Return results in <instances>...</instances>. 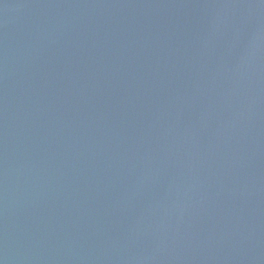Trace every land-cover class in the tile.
<instances>
[{"label":"water","instance_id":"95a60500","mask_svg":"<svg viewBox=\"0 0 264 264\" xmlns=\"http://www.w3.org/2000/svg\"><path fill=\"white\" fill-rule=\"evenodd\" d=\"M2 264H264V0H0Z\"/></svg>","mask_w":264,"mask_h":264},{"label":"snow or ice","instance_id":"6c2138e0","mask_svg":"<svg viewBox=\"0 0 264 264\" xmlns=\"http://www.w3.org/2000/svg\"><path fill=\"white\" fill-rule=\"evenodd\" d=\"M0 264H2V261H0Z\"/></svg>","mask_w":264,"mask_h":264}]
</instances>
